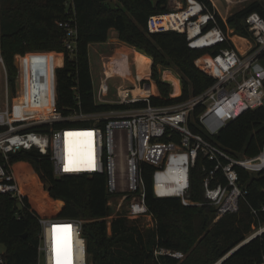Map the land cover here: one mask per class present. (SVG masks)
<instances>
[{"label":"trees","instance_id":"trees-1","mask_svg":"<svg viewBox=\"0 0 264 264\" xmlns=\"http://www.w3.org/2000/svg\"><path fill=\"white\" fill-rule=\"evenodd\" d=\"M1 48L9 71L12 99L16 107L31 98L45 96L31 73L17 68L14 57L26 56L34 51H45L55 60L57 97L48 100L64 114L74 108L96 112L126 104H98L94 97V83L90 65V45L106 42L109 31H118L119 38L145 51L156 64L174 63L188 81L195 94L201 93L215 82V77L200 66L218 49L193 48L187 36L173 30L149 33L147 20L153 13L169 11V0H120L123 9L112 7L109 0H74L78 22V53L75 60L62 56L64 30L58 20L66 18L64 0H0ZM211 9V0H201ZM258 12L264 17V2L253 0L229 16L228 22L243 36H252L245 19ZM130 15L136 18L132 22ZM220 26L227 25L217 13ZM144 29V30H143ZM132 50V49H128ZM133 51V50H132ZM130 53H134V52ZM264 58V54L262 56ZM148 60L146 56L142 61ZM143 69V68H142ZM153 76V105H168L176 100L170 96V85L160 80L156 68ZM159 91V92H158ZM79 95V104L76 99ZM140 102L134 106H143ZM203 107H197L190 120L191 128L204 135L235 157L257 155L264 144V105L250 109L229 122L217 134L210 135L196 122ZM88 123H92L89 121ZM179 140V137H176ZM11 162L19 175L23 206L17 199L0 192V243L5 246L7 264H38L39 217L82 218L87 251L93 264H214L239 245L251 232L252 224L264 222V211L256 216L253 209L264 203V171L250 173L238 167L240 183L246 190L240 200L239 211L229 212L217 222V209L207 203L204 180L215 161L200 152L196 164L190 169L189 198L200 204L184 205L177 196H156L153 190L155 167L145 163L143 179L146 201L153 214L154 225L141 227L125 215L112 218V233L108 231L106 217L112 213L108 203L110 194L105 176L86 174L56 177L48 156L37 150H24L12 155ZM226 182L219 169L212 185ZM19 213V216H18ZM27 233V236L24 234ZM57 257L63 248L60 237L55 239ZM188 251L187 257L176 259L168 255H155V249ZM264 256V233L234 251L221 264H259Z\"/></svg>","mask_w":264,"mask_h":264},{"label":"built area","instance_id":"built-area-1","mask_svg":"<svg viewBox=\"0 0 264 264\" xmlns=\"http://www.w3.org/2000/svg\"><path fill=\"white\" fill-rule=\"evenodd\" d=\"M227 1L231 7L233 3L243 0ZM64 4L67 16L57 22L65 34L62 56L67 55L75 60L78 53L76 6L74 0H64ZM217 13L216 8L211 9L201 0H174L169 11L153 13L147 20L149 33L173 30L185 34L193 48L218 49L215 54L208 55L200 66L215 77V82L205 91L176 105L151 104L152 84L140 75L134 85L119 83L115 89L116 98L108 99L112 92L109 80L119 71L114 66L113 70H105L98 89H94L95 101L98 104L130 106L96 112L74 108L64 114L48 102L49 98L55 101L57 92L53 91L56 87L55 60L46 54L44 59L49 57L52 62L51 74L43 76L40 71L42 77L37 75L42 68L39 59L29 65L31 77L43 88L45 96L31 98L17 108L12 99L9 71L0 39V192L17 199L23 206L21 188L11 158L24 150H37L49 157L56 177L80 174L105 176L110 194L108 203L114 205V199L117 198L115 207L121 211L126 202L125 216L129 214L131 217L144 218L146 226H153V214L146 201L142 165L148 163L155 167L153 190L156 196H177L187 206L200 204L189 198L190 169L196 164L200 152H203L215 161L204 180L207 203L217 209L218 218L239 211L240 200L245 197L246 190L240 183L237 168L252 174L264 171V144L255 156L235 157L201 133L195 132L190 120L194 110L202 106L203 111L196 122L208 134L215 135L245 111L264 105V73L249 74L255 62L264 54V17L258 12L246 17L245 22L252 36L247 37L249 45L242 50L220 26ZM131 62L124 64V68L129 70ZM76 99L79 104L78 94ZM140 102L147 104L134 106ZM16 112L20 113L19 117H15ZM117 130L127 146L128 177L124 179V186L120 185L117 175ZM72 132L84 134L85 151L80 157L70 158L66 153V138ZM219 169H222L226 182L212 185ZM252 211L257 216L259 211H264V203L260 209ZM38 220L41 226L38 264H90L83 234L84 219L39 217ZM252 227L254 231L244 241L263 235L264 222H254ZM61 236L71 247L57 258L54 242ZM155 255L184 258L183 251L167 248L155 249ZM0 264H7L4 253H0ZM259 264H264V256Z\"/></svg>","mask_w":264,"mask_h":264},{"label":"rangeland","instance_id":"rangeland-1","mask_svg":"<svg viewBox=\"0 0 264 264\" xmlns=\"http://www.w3.org/2000/svg\"><path fill=\"white\" fill-rule=\"evenodd\" d=\"M212 1V0H211ZM253 0H243V1H239L237 4L233 3L232 4V8L230 13H228L229 10V3L227 0H214V2L212 1V4L214 6V8H216L217 12L219 13V15L221 16V18L225 21L227 28L226 31L233 37L234 35H241L239 34L232 26L231 24L228 22V18L229 16H231L232 14H234L236 11L244 8L249 2H252ZM259 1H264V0H259ZM110 3V5L112 7H117V8H125L123 3L120 0H109L108 1ZM1 3V1H0ZM172 6H169V9ZM130 18L132 20V22L136 21V18L133 17L132 15H130ZM144 30V29H143ZM235 33V34H232ZM117 37H119V35H116L114 40H112L110 43H107L106 45H101L99 46V50H92V68L94 70V88L95 90L98 89V85H99V78H98V62L97 59H95V55L97 56V53H99L101 55V53L104 56H107L106 60L108 59L109 55H112V49L117 47L118 45L124 46V43L126 46H130L132 47V50H134V53H128V49H125V54L126 57H132L133 59H136L137 62H135V60H133L131 62L130 65V69L128 70L127 68H124L123 70H119L118 72H116V76L111 78L109 80V85L112 88V94L110 96H108V99H112L114 98L113 93H115V89L116 86L119 83H123L125 85H134L135 81L137 80V77H139V75L142 78H147L149 79V81L151 83H153V86L156 85V79L153 76V71L154 68L157 69L158 74H159V78L162 82L164 83H168L170 85V96L173 100H176L175 102L168 104V105H176L179 103H182L186 100H188L189 98H191L193 95L195 94V89L193 87V85L187 84V89L184 86V82H183V75L181 70L179 69V67L177 65H175L174 63H168V64H156L153 62V59L149 56H147V54L145 53V51H140L137 47H134L132 45H130L129 43L122 41L120 38V41L117 39ZM240 40V39H237ZM241 47L245 46V44L243 42H240ZM120 46V47H121ZM121 56H122V48L119 49ZM106 53H105V52ZM111 51V52H110ZM108 53V54H107ZM46 55L45 51H34L31 52L30 54H27L26 56H23L22 54H17L14 58L15 61V65L17 66V68H21V70L26 71V72H31V68L29 67L30 64H33L34 61H38V59L40 60V63L42 68L37 72V75L39 77H42V75L44 76L45 74L50 73V71H52L53 66L51 59L48 57L46 59H44V56ZM29 56V57H28ZM33 56V58L31 57ZM146 56L148 60H143L142 61V68L139 66L140 65V61H141V57ZM42 57V58H41ZM48 59V62L46 61ZM122 59V58H121ZM34 60V61H33ZM32 67V66H31ZM32 68H36V67H32ZM40 71H42V75L40 73ZM139 72V74H138ZM257 72H263L264 73V58H260L257 62H255L253 68L250 70L249 74H255ZM51 74V73H50ZM140 77V78H141ZM206 90V89H205ZM203 90V91H205ZM202 91V92H203ZM159 92V91H158ZM4 101H5V95H4ZM119 130H117V134H116V160H117V175H118V179L120 180V185L124 186L125 185V181L124 179H127L128 174H127V158H126V154H127V146H126V142L124 141V138L120 139V134H119ZM241 156H249L248 154H244L241 153ZM12 167L15 171V173L17 174V177H19L17 170H15L13 164ZM121 195H119L118 197L120 198ZM118 203V199L115 198L114 199V205H112V213L106 217L107 220V224L108 226H110V234L112 233V226H111V222H112V218L117 216V215H124L126 214V202L123 204L121 211H118L117 207H115V205ZM129 219L131 220H135L137 224H139L141 227L146 228V220L144 218H139V217H131L128 215H126ZM220 218L222 217H216L214 222H217L218 220H220ZM253 227L251 229V232L248 233L247 237H249L252 232H253ZM183 253H184V258L182 260H184L187 255H188V251H184L182 249ZM0 253H5V246L4 244L0 243ZM229 253V252H228ZM218 262V261H217ZM216 262V263H217ZM214 263V264H216Z\"/></svg>","mask_w":264,"mask_h":264},{"label":"crops","instance_id":"crops-1","mask_svg":"<svg viewBox=\"0 0 264 264\" xmlns=\"http://www.w3.org/2000/svg\"><path fill=\"white\" fill-rule=\"evenodd\" d=\"M212 1L214 2V0H212ZM173 4H174V0H169V6H172ZM231 8H232V6L229 7L228 13H230ZM118 34L119 33H118L117 30L111 29L109 31V38H108V40L106 42H102V43H92L90 45V65H91V73H92L93 83H94L95 77H94V70L92 68V53H91V51L92 50H96V52H97V50H99V46H101V45L103 46V45H106L107 43H110L112 40H114L115 36L118 35ZM232 34H235V33H232ZM247 37L248 36L234 35L233 36V39L237 42L238 46L242 50H245L248 47V45H249L248 42H247V40H246ZM117 39L120 41L119 37H117ZM237 39H240V40H237ZM240 42H243L245 44V46L244 47L243 46L241 47ZM120 46L121 45H118L117 44V47L112 49V55H109V57H108L107 60H106L107 56H104L102 53H101V55L99 53H97V56L95 55V59H97V62H98V65H99V68H98L99 83H100L101 79L104 76L105 70L106 71L113 70V67L114 66L117 67L118 70H123L124 69V64L126 65V63H130L131 61L134 60L133 59V56L132 57H126V55H125V54H127V53H125V49H132V47L126 46L125 43H124V46H121V47ZM103 48H104V46H103ZM121 48H122L121 51H123L122 52V56H121V53H120V50H119ZM131 51L132 50H128V53L131 52ZM132 52H134V50ZM125 58H126V61H125ZM111 94H112V92L110 93V95ZM113 95H114V98H112V99H115L116 98V92L113 93ZM81 140L84 141L83 138ZM82 145L85 148V143L84 142H82Z\"/></svg>","mask_w":264,"mask_h":264},{"label":"bare ground","instance_id":"bare-ground-1","mask_svg":"<svg viewBox=\"0 0 264 264\" xmlns=\"http://www.w3.org/2000/svg\"><path fill=\"white\" fill-rule=\"evenodd\" d=\"M17 111H18V109H17ZM19 116H20V113L16 112L15 117H19ZM83 137H84V134L81 133V132L68 133L67 138H66V143H65V149H66L67 155L70 158H72V157H80L84 153L85 148L82 145V142H84V141L81 140ZM60 238L63 241V248L60 251L61 253H59L57 258H60V256L66 250H68L69 247H71V246H69L70 243L68 244V241L63 236H61ZM55 251L57 252V250H55Z\"/></svg>","mask_w":264,"mask_h":264},{"label":"water","instance_id":"water-1","mask_svg":"<svg viewBox=\"0 0 264 264\" xmlns=\"http://www.w3.org/2000/svg\"><path fill=\"white\" fill-rule=\"evenodd\" d=\"M108 231L110 232V226H108ZM24 236H27V233L24 234ZM252 239H250V240H252ZM250 240H246L244 242H241L239 245H237L235 248H233L228 254H226L223 258H221L216 264H221L226 258H228L232 253H234V251H236L237 249H239L241 246H243L244 244H246ZM90 264H93V263L90 262Z\"/></svg>","mask_w":264,"mask_h":264}]
</instances>
